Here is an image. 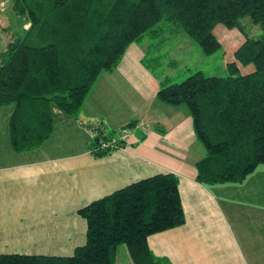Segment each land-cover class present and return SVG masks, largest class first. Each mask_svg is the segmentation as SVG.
I'll list each match as a JSON object with an SVG mask.
<instances>
[{
    "label": "trees",
    "instance_id": "1",
    "mask_svg": "<svg viewBox=\"0 0 264 264\" xmlns=\"http://www.w3.org/2000/svg\"><path fill=\"white\" fill-rule=\"evenodd\" d=\"M8 1V0H7ZM30 28L0 51V107L15 105L10 141L17 153L43 145L54 130L53 110L77 117L103 73H113L127 49L160 37L163 21L183 31L207 55L222 48L215 29H239L246 41L228 77L196 73L161 87L157 98L187 105L206 155L197 164L204 186L241 183L264 165V33L249 37L244 19L264 32V0H9ZM255 71L240 74L241 66ZM95 145V144H94ZM105 154V153H104ZM99 154L98 156H102ZM87 243L69 257L0 255V264H117L125 245L134 264H164L150 236L185 225L174 174L133 183L79 210Z\"/></svg>",
    "mask_w": 264,
    "mask_h": 264
},
{
    "label": "crops",
    "instance_id": "2",
    "mask_svg": "<svg viewBox=\"0 0 264 264\" xmlns=\"http://www.w3.org/2000/svg\"><path fill=\"white\" fill-rule=\"evenodd\" d=\"M142 56L130 45L76 118L54 109L53 133L34 150L13 151L7 122L15 108L0 107V255L72 256L87 243L79 210L133 183L174 174L186 223L150 236L153 255L164 264H264V165L241 183H199L196 167L206 153L193 118L184 104L157 98L163 84ZM94 126L110 134L131 127V142L92 154ZM121 249L130 261L117 255V264H134Z\"/></svg>",
    "mask_w": 264,
    "mask_h": 264
},
{
    "label": "rangeland",
    "instance_id": "3",
    "mask_svg": "<svg viewBox=\"0 0 264 264\" xmlns=\"http://www.w3.org/2000/svg\"><path fill=\"white\" fill-rule=\"evenodd\" d=\"M13 7L9 0H0V50L14 38L25 37L27 30L30 28L27 18L25 16H17ZM243 24L249 37L259 38L264 33L260 26L251 23L249 19H244ZM167 26L171 27L163 21L158 25V28L167 32L170 29ZM214 33L221 42L222 48L212 55L205 54L200 45L183 31L167 32L160 39L158 37L151 38V35L147 34L141 43L132 45L143 51L142 62L151 69L153 78L162 84H179L199 72H202L207 77L225 78L230 75L228 65L236 61L234 51L246 41V36L239 29H229L224 25L217 26ZM254 71V65L240 67V74L242 75ZM98 84L94 89L98 88ZM185 106L190 114L189 116H191L189 107ZM10 108H15V105ZM123 108L125 107L123 106ZM4 110H9V108ZM184 116L183 112L178 115L179 118ZM7 124H4V128L7 127ZM118 132L111 135L118 137ZM199 144L200 148H202L203 144L201 141ZM256 201L259 203V200ZM118 248V258L122 259L124 255L126 261H130L128 255L121 249L125 248V245H120Z\"/></svg>",
    "mask_w": 264,
    "mask_h": 264
},
{
    "label": "built area",
    "instance_id": "4",
    "mask_svg": "<svg viewBox=\"0 0 264 264\" xmlns=\"http://www.w3.org/2000/svg\"><path fill=\"white\" fill-rule=\"evenodd\" d=\"M90 132L93 142H95L91 153L95 155H101L124 148L130 144L132 137L131 128L119 130L118 137L112 136L103 126H94L91 128Z\"/></svg>",
    "mask_w": 264,
    "mask_h": 264
}]
</instances>
